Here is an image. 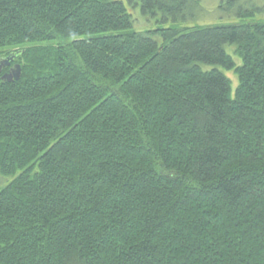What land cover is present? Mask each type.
Returning a JSON list of instances; mask_svg holds the SVG:
<instances>
[{
  "label": "trees",
  "instance_id": "1",
  "mask_svg": "<svg viewBox=\"0 0 264 264\" xmlns=\"http://www.w3.org/2000/svg\"><path fill=\"white\" fill-rule=\"evenodd\" d=\"M136 7L0 0V264H264V22Z\"/></svg>",
  "mask_w": 264,
  "mask_h": 264
},
{
  "label": "rangeland",
  "instance_id": "2",
  "mask_svg": "<svg viewBox=\"0 0 264 264\" xmlns=\"http://www.w3.org/2000/svg\"><path fill=\"white\" fill-rule=\"evenodd\" d=\"M224 2L225 0H199L200 7L196 12L192 16L187 17V20L177 22H162L159 17L151 19L145 18L139 12V8L136 7V9H134V12H131L133 19L132 30L139 31L169 26L182 27L193 25L224 24L233 22H264V0H238L234 7L226 6L223 4ZM240 7H256L257 10L252 16L240 17L236 13V10ZM41 43L46 45L47 43H50V41L45 40L41 41ZM19 48H4L2 50L3 52L8 50L13 52L18 50ZM227 50L229 53H232L233 47L230 46L227 48ZM0 55L5 54L0 53ZM225 73L226 75L231 76L232 87H234L237 82L235 75L228 71H225ZM9 180L10 178H7V181Z\"/></svg>",
  "mask_w": 264,
  "mask_h": 264
},
{
  "label": "water",
  "instance_id": "3",
  "mask_svg": "<svg viewBox=\"0 0 264 264\" xmlns=\"http://www.w3.org/2000/svg\"><path fill=\"white\" fill-rule=\"evenodd\" d=\"M20 53V51H15V52H11L9 53L4 59V64L1 66V68L3 66H8L10 64V62L16 58V56ZM0 68V70H1ZM21 75V66L19 63H15L14 65H12L9 69L8 72L2 74L0 76L1 80H6V81H12V80H18L20 78Z\"/></svg>",
  "mask_w": 264,
  "mask_h": 264
},
{
  "label": "flooded vegetation",
  "instance_id": "4",
  "mask_svg": "<svg viewBox=\"0 0 264 264\" xmlns=\"http://www.w3.org/2000/svg\"><path fill=\"white\" fill-rule=\"evenodd\" d=\"M8 54H6V55H0V68H1V66L4 64V59L3 58H5L6 56H7ZM15 63H17L16 61H15V58L10 62V64L8 65V66H3L2 68H1V70H0V76L2 75V74H4V73H6V72H8L9 71V69H10V67L12 66V65H14Z\"/></svg>",
  "mask_w": 264,
  "mask_h": 264
}]
</instances>
